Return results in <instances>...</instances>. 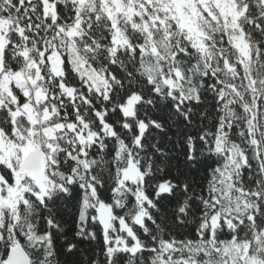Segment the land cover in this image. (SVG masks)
<instances>
[{"label":"snow or ice","instance_id":"1","mask_svg":"<svg viewBox=\"0 0 264 264\" xmlns=\"http://www.w3.org/2000/svg\"><path fill=\"white\" fill-rule=\"evenodd\" d=\"M0 264H264V0H0Z\"/></svg>","mask_w":264,"mask_h":264}]
</instances>
